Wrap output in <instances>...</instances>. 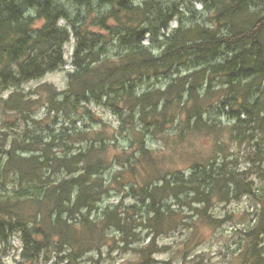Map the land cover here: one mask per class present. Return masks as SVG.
Returning a JSON list of instances; mask_svg holds the SVG:
<instances>
[{
	"label": "trees",
	"instance_id": "obj_1",
	"mask_svg": "<svg viewBox=\"0 0 264 264\" xmlns=\"http://www.w3.org/2000/svg\"><path fill=\"white\" fill-rule=\"evenodd\" d=\"M58 1L0 0V94L64 68L65 46L72 37L76 40L75 69L66 91L45 86L37 100L18 92L0 99L4 110L40 125L34 106L45 98L48 116L66 122L59 131L51 126L47 133L24 130L13 132L12 139L2 132L0 244L21 240L16 264H80L89 252L102 254L108 244L99 243L114 228L124 241L135 235V221L118 207L93 218L107 193L103 175L117 162L120 177L128 170L135 179L137 171L149 179L158 175L144 185L130 182L132 194L140 195L147 209L145 224L152 236L138 251L137 264H157L155 255L164 251L157 239L179 226L169 201L179 204L193 194L194 203L208 214L215 196L229 200L241 188L254 192L241 178L246 171L228 169L225 156L221 162L216 155L207 164H194L189 176L168 171L147 147V135L162 134L170 125H177L182 137L204 130L217 133L223 127L219 118L212 121L213 115L227 116L234 140L255 143L248 160L264 179V15L252 11L255 0H200L206 12L214 13L211 26L181 25L168 33L175 10L157 7L154 0L142 5L77 0L87 12L83 17L81 10L74 16ZM96 2L108 5L107 12L93 15ZM33 9L36 16L28 14ZM38 21H43L40 27ZM162 31L166 45L158 56L144 41L149 35L154 42ZM163 80L166 88L151 86ZM92 104L116 116L118 128L96 117ZM86 117L101 129L77 127ZM125 135L132 139L134 153L123 148L113 156L112 148L118 150ZM218 147V153L226 152L221 142ZM263 234V226L248 234L251 247L242 264H264L258 248Z\"/></svg>",
	"mask_w": 264,
	"mask_h": 264
},
{
	"label": "rangeland",
	"instance_id": "obj_2",
	"mask_svg": "<svg viewBox=\"0 0 264 264\" xmlns=\"http://www.w3.org/2000/svg\"><path fill=\"white\" fill-rule=\"evenodd\" d=\"M132 1L137 5H142L145 0ZM58 2L74 16L78 10H81L82 17L87 14L82 7L77 6V0H59ZM154 2L155 6L166 11L171 10L174 12L175 10L174 18L169 24L168 33H172L181 25L186 28L195 27L198 24L211 26V16L214 13L206 12L204 4L200 0H154ZM209 2L212 3V1ZM254 4L256 6H253L252 11H259L264 15V0H255ZM178 8L182 14L176 15ZM94 9L93 15H102L107 12L109 6L106 4L100 6V3L96 2ZM28 14L36 16L37 12L33 9ZM66 23L65 20L60 21L61 26H65ZM42 24L43 21L36 22L37 27ZM224 32L226 31L224 30L221 33ZM163 34L162 31L158 38L155 37L154 42H152L151 36L147 35L144 41L145 45L150 46L153 54L158 56L163 53L166 45ZM75 49L76 40L72 37L70 43L65 46L66 65L64 68L49 73L42 79L26 83L19 90L11 89L2 93L0 99L6 100L11 94L18 92L27 98L37 100L39 97L38 91L45 86H51L57 92L66 91L69 74L75 69L72 63ZM115 52L117 50L110 47L109 53L115 55ZM224 57H227L226 54H224ZM184 74H187V72L184 71ZM167 83L168 81L163 80L151 86L166 88ZM44 102L45 98L42 103ZM42 103L40 102V104L34 106V109L37 110L35 113L36 119L42 121L40 125H34L31 121H22L21 116L10 110H4L0 103V139H2V132L9 134L12 139L14 138L13 132L22 133L24 130H36L39 133L44 131L47 133L48 126L59 131L63 124L66 125L63 118L59 120L55 117H49L48 105ZM90 109L96 117L102 118L108 127L112 126L114 130L118 128L117 117L108 109L95 104H92ZM215 118H219L223 127L217 133L204 130L190 134L187 132L182 137L181 134L179 135L177 125H170L165 126L162 134L147 135V147L154 152V157L157 156L159 166H163L171 172L180 171L186 176L191 174L194 164H207L216 155L218 161L221 162V159L225 156L230 163L228 169L238 174L246 171V174L241 178L244 185L247 184L254 194H246L244 188H241L238 197L231 193L229 200H223L219 196H215L207 212L208 214L203 212L202 205L194 203L193 194L184 197L183 202L179 204L175 200L169 201L172 209L177 212L179 226L169 235L157 239V244L164 250L155 255L157 264L168 262L170 264H242L245 253L251 247L248 234L258 226L264 228V179L260 177L258 171L255 170L256 167H253L248 160L249 153L252 151L251 146L255 143L252 139L245 143L234 140L229 134L233 122L223 115H213L212 121ZM77 127L93 131L101 129V125L93 122L90 117L80 119ZM69 128L73 129L74 127ZM206 128L210 130L209 127ZM119 135L122 134L119 133ZM131 141L132 139L127 135L120 137L118 150L113 151V148L111 150L113 156L116 152H122L123 148L130 150V153H134L133 149H130ZM220 142L225 146L226 152L224 154L218 153ZM249 169L254 171L249 172ZM121 170L118 163L114 162L103 175L107 193L99 203L98 210L93 214V218L101 216L108 209L114 210L118 207L119 211L128 212L129 216L135 221L137 227L135 235L129 236L124 241L114 228L113 231L111 230L112 232H109L107 241L99 243L108 244L101 249L102 254H99L97 250L89 252L80 260V264H137L140 257L138 251L151 241L150 230L146 228L145 224L147 209L143 204L142 197L132 194L130 182L135 180L144 185L149 181H154L158 178V175H151L149 179L143 171L141 173L137 171L135 179L132 171L128 170L123 173V177H120ZM21 246V240L17 237L14 238L11 244H0V258L2 257L3 264H16V260L19 259L21 253ZM258 248L264 255V234L260 237Z\"/></svg>",
	"mask_w": 264,
	"mask_h": 264
},
{
	"label": "bare ground",
	"instance_id": "obj_3",
	"mask_svg": "<svg viewBox=\"0 0 264 264\" xmlns=\"http://www.w3.org/2000/svg\"><path fill=\"white\" fill-rule=\"evenodd\" d=\"M243 90V89H242Z\"/></svg>",
	"mask_w": 264,
	"mask_h": 264
}]
</instances>
